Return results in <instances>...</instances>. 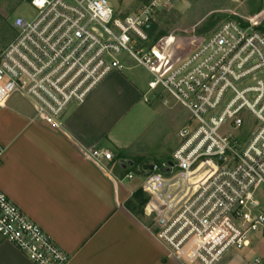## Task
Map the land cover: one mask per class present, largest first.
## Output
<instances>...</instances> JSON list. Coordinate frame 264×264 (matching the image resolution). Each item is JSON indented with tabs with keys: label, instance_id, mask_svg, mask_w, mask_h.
Masks as SVG:
<instances>
[{
	"label": "built area",
	"instance_id": "obj_1",
	"mask_svg": "<svg viewBox=\"0 0 264 264\" xmlns=\"http://www.w3.org/2000/svg\"><path fill=\"white\" fill-rule=\"evenodd\" d=\"M175 2L148 0L126 14L109 0H32L33 17H16V37L0 50V107L21 93L57 120L125 70L126 54L152 76L146 102L168 94L191 115L173 166L152 164L144 174L149 232L180 264H264V29L228 21L164 74L148 30ZM4 153L0 146V160ZM91 156L114 160L105 148ZM0 235L32 264H70L1 190Z\"/></svg>",
	"mask_w": 264,
	"mask_h": 264
},
{
	"label": "crops",
	"instance_id": "obj_2",
	"mask_svg": "<svg viewBox=\"0 0 264 264\" xmlns=\"http://www.w3.org/2000/svg\"><path fill=\"white\" fill-rule=\"evenodd\" d=\"M125 70L57 120L38 115L21 93L0 107V190L70 256V264H180L131 209L141 187L128 185L126 176L151 157L147 144L129 138L130 124L160 100L146 102L151 80ZM99 148L114 160L93 159ZM0 264L32 263L0 238Z\"/></svg>",
	"mask_w": 264,
	"mask_h": 264
},
{
	"label": "rangeland",
	"instance_id": "obj_3",
	"mask_svg": "<svg viewBox=\"0 0 264 264\" xmlns=\"http://www.w3.org/2000/svg\"><path fill=\"white\" fill-rule=\"evenodd\" d=\"M109 1L117 12L126 14L136 12L144 2L143 0ZM33 15L29 0H0V50L7 47L16 37V31L12 27L14 19L18 16L28 19ZM231 20L245 26L264 29V0H176L174 5L163 8L153 23L158 26L155 36L159 33L163 36L158 41L156 37L151 39L152 43L156 44L157 68L164 74L171 72L205 38ZM122 60L125 71L140 74L146 82L152 80L150 73L137 66L126 54ZM165 99L169 101L167 106L163 104ZM190 118V113L176 104L168 94H164L156 110H147L145 116L134 118L130 124L129 138L147 144L151 159L145 158L141 163L138 162L133 170L135 180H125L128 185L135 189L142 187L144 183L142 175L147 172L148 165L162 166L170 161L171 154L178 144V133L188 124ZM140 164L146 166L141 168ZM145 196L149 198L146 194ZM259 197L264 202V188L261 189ZM139 217L150 222L144 213ZM0 238L4 240L1 235Z\"/></svg>",
	"mask_w": 264,
	"mask_h": 264
},
{
	"label": "trees",
	"instance_id": "obj_4",
	"mask_svg": "<svg viewBox=\"0 0 264 264\" xmlns=\"http://www.w3.org/2000/svg\"><path fill=\"white\" fill-rule=\"evenodd\" d=\"M30 2L32 0H29ZM143 3H146L148 0H143ZM158 26L157 25H152L150 27V29L148 30L149 36L151 39H155L156 37V41H158L160 39V37L163 36V34L159 33L155 36L156 32H157ZM153 41V40H152ZM153 46L156 47V44L153 43ZM157 50V49H156ZM149 198L145 196V194L143 193L142 190H138L135 194H134V198L131 204V209L132 211L136 214V215H142L144 213V207L146 206V204L148 203Z\"/></svg>",
	"mask_w": 264,
	"mask_h": 264
},
{
	"label": "water",
	"instance_id": "obj_5",
	"mask_svg": "<svg viewBox=\"0 0 264 264\" xmlns=\"http://www.w3.org/2000/svg\"><path fill=\"white\" fill-rule=\"evenodd\" d=\"M168 165L170 166V167H172L173 166V163L172 162H168ZM171 170H170V168L167 170V172L169 173Z\"/></svg>",
	"mask_w": 264,
	"mask_h": 264
}]
</instances>
